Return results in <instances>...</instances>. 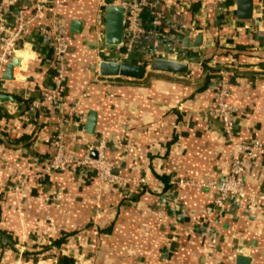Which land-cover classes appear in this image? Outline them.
<instances>
[{
	"label": "crops",
	"instance_id": "1",
	"mask_svg": "<svg viewBox=\"0 0 264 264\" xmlns=\"http://www.w3.org/2000/svg\"><path fill=\"white\" fill-rule=\"evenodd\" d=\"M132 1L0 0L11 26L40 3L45 19L59 16L69 44L64 110L73 108L83 123L60 132L65 151L81 158L87 146L103 142L112 172L126 180L98 188L91 170L30 179L55 153L61 124L56 114H26L25 101L51 86V45L37 31L42 18L0 66V230L17 242V250L0 249V264H56L52 256L34 262L21 254L69 233L62 253L73 264H236L241 248L250 264H264V205L230 199L215 214L211 191L170 184L220 181L235 144L264 145V0H254L249 21L236 18L235 0H147L154 8L142 9L139 22L148 34L129 62L149 54L173 59L179 51L188 74L149 71L144 82L102 78L100 62L121 56L103 44L104 8ZM207 58L229 73L228 102L239 109L230 138L211 111L216 77L203 86ZM11 60L16 66L7 80ZM90 112L97 115L93 134L80 130ZM161 176L170 177L168 185ZM244 181L248 193L264 194V157L247 164Z\"/></svg>",
	"mask_w": 264,
	"mask_h": 264
},
{
	"label": "built area",
	"instance_id": "2",
	"mask_svg": "<svg viewBox=\"0 0 264 264\" xmlns=\"http://www.w3.org/2000/svg\"><path fill=\"white\" fill-rule=\"evenodd\" d=\"M121 7L126 14L123 45L125 51L117 62H129L138 44L148 34L139 22V14L142 9H153L154 6L147 0H134L122 4ZM45 9V6L40 3L36 4L28 14L20 12L14 18V25L11 26L8 19L11 13L8 8L0 3V66L15 57L27 29L43 18L45 21L38 25L37 31L46 36L51 45V86L43 90L39 98L28 101L26 114L33 118L39 113L56 114L60 116L61 124H76V126L81 127L82 121L79 119L77 122L75 121L78 118L75 110L73 108H68L66 109L67 111L64 110L65 100L63 92L67 72L66 56L69 50V44L64 33V25L55 13H52L45 19ZM160 37L166 39L164 35H160ZM173 57V59L180 62H186L188 59L186 55L179 51H176ZM147 58L145 62L148 64L154 58H161V56L149 54ZM141 62L139 64H142ZM209 65L217 69L214 87L215 96L211 111L218 118L223 133L230 138L233 134L232 119L239 113V109L228 102L231 95L228 82L229 73L222 65L218 66L216 63H210ZM235 148L236 154L224 179L220 181L205 180L202 182L173 179L170 181V184L179 189L197 186L211 191L214 195L213 209L211 211L215 212V214L219 213L230 199L250 207L264 205V194L256 195L248 193L244 181V172L247 164L264 157V145L259 140H253L235 144ZM93 153H95L94 157L92 156ZM89 170L93 172L98 188L104 184L121 186L126 182V180L112 172V166L104 154L103 142H100L96 146H87L83 157L78 158L65 151L63 135L57 132L55 153L44 161L42 168L36 174L31 175L30 179L40 181L53 173L79 174ZM48 243L49 241L46 244ZM49 255L54 258V262L56 263L57 253L51 250Z\"/></svg>",
	"mask_w": 264,
	"mask_h": 264
},
{
	"label": "water",
	"instance_id": "3",
	"mask_svg": "<svg viewBox=\"0 0 264 264\" xmlns=\"http://www.w3.org/2000/svg\"><path fill=\"white\" fill-rule=\"evenodd\" d=\"M254 0H235L236 18L240 21H249L253 14ZM126 14L119 4H107L103 11V44L106 48L119 51L123 48L125 39ZM198 46V45H196ZM16 66L15 60L7 64V76L11 79V73ZM149 71L175 74L183 77L189 72V65L174 59L154 58L147 66L133 62L102 61L98 66V73L102 78H124L141 80ZM97 115L90 112L86 123L80 130L87 134H93L96 127ZM236 264H250V252L246 248L237 251Z\"/></svg>",
	"mask_w": 264,
	"mask_h": 264
},
{
	"label": "trees",
	"instance_id": "4",
	"mask_svg": "<svg viewBox=\"0 0 264 264\" xmlns=\"http://www.w3.org/2000/svg\"><path fill=\"white\" fill-rule=\"evenodd\" d=\"M125 49L121 48L118 52L119 55H122L124 53ZM210 59L207 58L205 60L202 61L201 63V68L203 70V86H207L209 81L212 78H215L217 76L216 72L217 70H215L213 67H211L209 65ZM136 63V62H135ZM143 65L147 66V62L142 61L141 62ZM150 75V74H149ZM147 75L145 78L141 79V80H136V82H144L145 80H147L148 76ZM118 81H122L124 80L123 78H119L116 79ZM204 88V87H203ZM26 103V108L28 109V104ZM40 114V113H39ZM38 114V116H39ZM37 124V123H36ZM58 129L56 131L57 132H65L67 131L66 128L68 129L70 126L69 125H64V124H60L57 126ZM23 143L27 144L29 142H27V138H23ZM160 180L162 182H164L166 185H168L169 181H170V177L169 176H161ZM1 198V196H0ZM72 235V233L67 234L66 236L60 237V238H55V239H50L48 244L45 245H40V246H34L31 248V251H25L21 254V257L23 259H30L34 262L40 260V259H45L48 258L49 252L51 250H54L57 253V257H56V264H73V259L69 256H66L62 253L63 247L64 245L67 243L69 237ZM17 242L16 240L13 238V236L5 231L0 230V249L3 251L5 249H12V250H17L16 246Z\"/></svg>",
	"mask_w": 264,
	"mask_h": 264
}]
</instances>
